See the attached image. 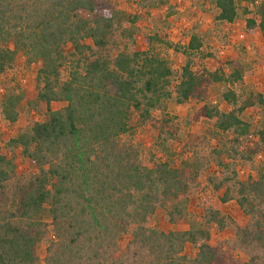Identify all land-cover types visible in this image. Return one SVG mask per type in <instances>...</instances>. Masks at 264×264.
<instances>
[{
    "label": "trees",
    "instance_id": "16d2710c",
    "mask_svg": "<svg viewBox=\"0 0 264 264\" xmlns=\"http://www.w3.org/2000/svg\"><path fill=\"white\" fill-rule=\"evenodd\" d=\"M213 2L215 21H234L235 0ZM255 7L254 16L247 17L245 24L264 35V0ZM114 21L112 8L98 0H0V73L22 49L29 60L41 62L34 101L65 103L61 109L48 107L43 120L11 138L34 162L37 172L12 208L0 203V264L41 263L35 246L45 219L57 238L48 244L43 264H138L143 254L146 264L221 262V246L211 244L209 229L195 220L185 230L162 231L149 225L158 206L166 207L171 222L187 215L191 183L184 172L188 170L193 174L189 181L198 183L197 169L184 160L176 165L169 159L150 166L117 141L138 126L149 125L156 144L165 146L166 137L177 132L175 118L165 112L166 100L204 102L210 85L221 78V68L211 72L203 62L199 70L191 67L188 59L201 46L195 34L182 45L187 58L173 91L169 88L172 69L152 46L157 36L147 38V50L119 52L110 64L101 57L88 59L93 46L106 45ZM67 45L71 47L68 52ZM69 54L82 63V70L77 62L63 76ZM226 77L243 83L237 67ZM255 96L264 108V95ZM222 98L231 105L242 101L232 89ZM17 101V95H8L3 104L1 111L9 121L17 118ZM248 105L242 102L236 109L217 112L214 130L224 133L232 128L237 138L246 134L249 125L236 112ZM154 110L161 116H155ZM200 117H213L206 104L197 109L192 121ZM257 135L264 143V130ZM247 151L233 148L238 159L243 155L249 159ZM215 163L223 171L207 181L217 193L224 187L219 204L235 200L248 217L246 225L236 224L237 235L253 248L246 264H264V174L241 180L230 163L219 158ZM12 170V162L0 152V191ZM219 204L209 211V222L217 229L235 224L221 214ZM128 231L130 239L121 250L119 241ZM186 243L196 247L192 257L182 253Z\"/></svg>",
    "mask_w": 264,
    "mask_h": 264
},
{
    "label": "rangeland",
    "instance_id": "374dc122",
    "mask_svg": "<svg viewBox=\"0 0 264 264\" xmlns=\"http://www.w3.org/2000/svg\"><path fill=\"white\" fill-rule=\"evenodd\" d=\"M261 1L263 0H235L237 16L234 21L218 23L214 20L217 8L213 0H98V4L112 8L115 21L106 45L102 48L93 46L92 52L86 55L88 59L101 57L110 64L119 52H132L136 48L147 50L150 46L147 38L157 36V40H151L152 46L166 58L172 69L169 88L173 91L181 66L187 58L181 52L182 45L195 34L201 46L188 59L191 67L199 70L200 63L203 62L211 72L216 71L217 66L221 68L222 76L210 85L204 102L188 100L177 103L172 97L166 100L165 112L173 115L177 126L174 136H167L163 142L166 147L156 144V134L149 125L138 126L133 133L117 138L118 143L124 144L126 150L136 152L138 158H142L150 166L169 159L176 165L184 160L197 169L198 183L189 181L193 174L190 175L188 170L184 172L185 180L191 183L185 205L187 215L180 221L171 222L168 220L166 207L158 206L149 225L162 231L185 230L189 228L190 221L195 220L209 229L211 244L221 246L219 264H246L253 251L247 241L236 232V224L246 225L248 217L235 200L219 204V196L224 187L217 193L207 179L210 175L217 176L223 171L215 163L216 158L230 163L241 180L257 178L259 172L264 174V143L260 142L257 135L260 130H264V108L257 103L255 96L256 93L264 95V35L259 29L249 30L245 24V19L254 16L255 5ZM65 49L68 52L71 47L67 45ZM77 62L79 60L69 54L62 75L65 76L70 66ZM40 64V60H29L27 54L20 49L12 64L0 73V152L13 166L11 177L0 191V203L5 208L13 207L20 191L29 183L32 174L37 172L34 162L22 154L21 148L12 143L11 138L28 128L32 122L43 120L48 107L61 109L65 105L60 100L51 101L48 105L34 101ZM79 66L78 70L81 71L82 63ZM236 67L243 73L242 85L233 83L226 77ZM229 89L234 90L242 101L232 105L226 103L222 96ZM8 95L18 97L15 105L17 118L14 121L7 120L1 111ZM242 102L250 104L236 112L249 125L246 134L237 138L232 128L224 133L216 132L214 124L217 112L236 109ZM202 104L207 105L213 117H200L195 122L192 121L193 114ZM153 114L161 116L160 111L154 110ZM235 140L237 143H234ZM234 146L238 151L248 150L246 154L250 156L249 159L245 155L243 159H238V152H233ZM253 149L256 153H252ZM217 204L221 214L230 216L235 224L228 223L223 229H217L214 223L209 222V211L217 208ZM48 221L44 220L47 223L42 226L43 233L35 246V252L41 260L39 264H43L42 259L50 241H56L57 238ZM129 239L130 231L119 241L121 250H124ZM195 251V246L186 243L182 253L192 257ZM144 259L143 254V261ZM143 261L138 264H146Z\"/></svg>",
    "mask_w": 264,
    "mask_h": 264
}]
</instances>
